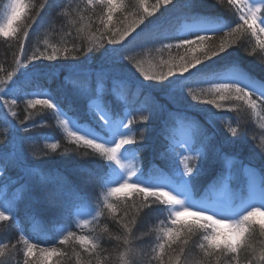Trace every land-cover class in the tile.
Masks as SVG:
<instances>
[{
	"label": "snow or ice",
	"instance_id": "1",
	"mask_svg": "<svg viewBox=\"0 0 264 264\" xmlns=\"http://www.w3.org/2000/svg\"><path fill=\"white\" fill-rule=\"evenodd\" d=\"M83 3L69 21L79 43L65 29L68 39L59 45L44 39L30 54L26 45L43 13L64 5L44 0L37 11L33 0H7L4 6L0 38L15 41L18 54L11 70L0 67V222L18 231L14 243L0 239V264H264V140L248 131L255 124L264 130V0H214L208 10L199 0ZM138 39L169 58L146 70L130 48ZM60 70L63 95L42 90L40 81L59 78ZM74 100L90 127H81ZM185 103L211 107L196 117ZM21 105L65 116L59 124L71 151L95 157L76 166L91 195L38 170L29 144L39 125L28 123L31 111L20 118ZM242 112L248 124L240 123ZM229 115L226 146L251 141L247 157L216 142V126ZM157 117L166 143L149 159L142 157L149 147L144 132ZM47 147L55 153L60 139ZM209 169L214 183L202 186ZM41 195L59 209L50 228L33 207ZM148 209L159 214L146 234L148 248L137 249L134 230ZM102 221L118 225L119 234L100 227ZM48 232L51 240L42 239ZM112 240L115 257L105 247Z\"/></svg>",
	"mask_w": 264,
	"mask_h": 264
},
{
	"label": "trees",
	"instance_id": "2",
	"mask_svg": "<svg viewBox=\"0 0 264 264\" xmlns=\"http://www.w3.org/2000/svg\"><path fill=\"white\" fill-rule=\"evenodd\" d=\"M3 1L0 0V12L2 10ZM35 5L37 6V11L40 10V5L44 3V0H33ZM59 3H62L64 6L59 10V12L48 9L45 11L40 20V27L38 32H35L30 35L28 44L26 45L25 54H30L32 50H35L36 47L43 48V40L47 39L50 44L59 45L64 40L68 39L64 36V30H70L73 33V37H76V42L79 43V37L77 35L75 28L69 27V21H71L76 14L77 6L80 8L84 7L83 0H58ZM133 4H135V0H131ZM149 3H155V0H149ZM199 3L206 10L209 9V6L214 3V0H199ZM98 11V10H97ZM159 15V13H157ZM53 17H57L51 24L49 21L52 20ZM95 20V17H93ZM178 22H174L171 27H177ZM143 27V26H142ZM139 31V29H137ZM135 35V33H133ZM130 39V38H129ZM39 41V43H38ZM143 41L137 40L134 41L130 48H133V55L136 56L137 59L144 62V67L148 70L149 65H155L158 63L159 59L162 57L163 59L169 58V53H158L155 51L156 47L159 45H151L148 44L144 47H141ZM18 54L17 47L15 41H5L0 38V67L4 69L11 70L15 67L13 61L14 57ZM98 54V53H97ZM238 56H243V53H238ZM171 56L175 57L176 52L173 51ZM46 64L48 62H45ZM56 64L62 65L63 61H57ZM248 67H253V58L247 57L245 61ZM257 72L260 71L259 68L255 69ZM2 74V73H0ZM66 73L63 70H60L59 78L55 80H44L40 81V84L43 85L44 91L51 89L53 93L57 96H62V92L57 89V85L60 84L61 79ZM73 81H78L81 79L79 75H73L70 77ZM151 83V82H146ZM127 87L126 85L124 86ZM195 90H199L200 87H208V85H193ZM32 98V97H28ZM191 104H196L195 101H192ZM25 105H21L17 111L20 112V118L23 119L28 115V111L33 113L31 119L28 120V123L31 124L33 121L38 123V127L31 132V135L35 138L32 142H30L29 147L30 150L36 152L37 157L31 158L36 164L39 165L38 170L44 174H51L52 180H62L66 183L70 188L79 187L87 191L90 195L92 189L85 186L83 180L80 175L77 174L76 166L78 163L83 161H91L95 159L93 156H83L81 153L86 151L81 148L79 152L71 151L74 145H71L64 138L66 137V133L64 132L63 126L59 124V120L62 119L61 116H57L56 113L51 109H44L41 106H37L36 109H31L25 111ZM73 107L76 109L77 118L79 122H83L85 124H89L87 117L84 116V110L82 104L78 101H73ZM185 111L190 112L193 116L202 117L205 112L211 106L202 105L197 108H192L189 103H185L181 106ZM65 112L68 113V103L65 101ZM72 115V113H68ZM147 115V113H145ZM229 118V119H228ZM179 119V117H177ZM254 121L255 118L253 117ZM161 121L162 118L157 117L155 119H149L147 122L148 129L144 132V136L146 139L144 143H146L149 147L147 151L142 154V157L152 158L156 153L163 150L164 145L166 143L164 136L161 134ZM249 114L247 112H242L240 114V123L248 124ZM231 122V116H225L223 120L216 126V142L219 146L224 147L226 151H239L240 154L244 157H247L252 150V143L249 141L248 143L238 144L236 146H226L227 140V125ZM236 126V124H233ZM0 131H4V128L0 126ZM249 135L255 136L257 142L264 140V130L259 128L258 124L249 125L248 127ZM57 139H60L61 147L53 153L50 148L47 147L48 144L56 142ZM47 152V157H40V153ZM155 163L157 166H162V161L156 160ZM215 170L209 169L207 173L201 178V185L214 183ZM33 207L40 213V218L42 223H44L49 228L52 227L53 221H55L59 215V209L50 207L47 202L44 200L43 195L40 196L38 202H36ZM158 211L156 209H148L146 213L143 215V219L138 221L137 229H135V237H136V247L137 249H147L149 244L145 241L148 240L147 233L152 229L153 222L155 221L156 216L158 215ZM23 216V213L21 214ZM107 226L113 235L119 234V226L114 224L111 221H102L100 227ZM26 228H31L30 225H25ZM18 228L15 226H9L8 224L0 222V239H4L5 242L11 239L12 242H15V237L17 234ZM52 233L48 232L43 234L42 239L51 240ZM35 242V241H33ZM41 246H49L48 244H41ZM105 247L108 248L113 256L115 257V249L117 247V242L112 240L105 244Z\"/></svg>",
	"mask_w": 264,
	"mask_h": 264
},
{
	"label": "rangeland",
	"instance_id": "3",
	"mask_svg": "<svg viewBox=\"0 0 264 264\" xmlns=\"http://www.w3.org/2000/svg\"><path fill=\"white\" fill-rule=\"evenodd\" d=\"M2 4H3V6H2V10H1V12H0V19H2L3 15H4V11H5L4 6L7 4V0L3 1ZM32 98H35V97H32ZM41 98H44V97H41ZM54 102H55V101H54ZM65 113H66L67 115H69L67 112H65ZM69 116H71V115H69ZM61 117H62V119L65 118L64 115H61ZM228 119H229V118H228ZM80 124H81V127H90V126H91V125L85 124V123H83V122H80ZM177 134L182 136V133H180V132H178ZM177 151H179V149H177ZM258 219H259V217H258Z\"/></svg>",
	"mask_w": 264,
	"mask_h": 264
}]
</instances>
